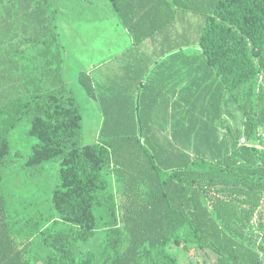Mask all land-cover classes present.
Returning a JSON list of instances; mask_svg holds the SVG:
<instances>
[{"label": "trees", "instance_id": "trees-1", "mask_svg": "<svg viewBox=\"0 0 264 264\" xmlns=\"http://www.w3.org/2000/svg\"><path fill=\"white\" fill-rule=\"evenodd\" d=\"M109 1L135 44L177 17L204 16L186 59L198 61L201 92L174 104L169 134L154 128L160 96L149 89L137 102L102 98L103 128L87 144L84 106L64 73L59 0H0L8 32L33 18L24 41L40 45L20 71L12 57L13 97L0 104V264H182L173 243L205 264H264V151L240 143L264 123V103L258 118L251 107L264 75V0ZM78 84L97 97L89 74ZM230 100L248 135H220Z\"/></svg>", "mask_w": 264, "mask_h": 264}, {"label": "crops", "instance_id": "crops-1", "mask_svg": "<svg viewBox=\"0 0 264 264\" xmlns=\"http://www.w3.org/2000/svg\"><path fill=\"white\" fill-rule=\"evenodd\" d=\"M72 3L75 6L69 7L65 20L59 17L61 31L66 34L64 73L73 86H78L82 72L94 80L97 97H89L86 109L90 113L88 117L99 118L100 124L96 132L94 129L90 132L94 137L96 135L91 143L98 142L103 128L105 113L102 98L137 102L146 89H149L150 97L160 96L154 110L155 130L169 134L173 129L171 117L174 113L178 115L174 104L187 94L193 95L196 90L192 88L200 92L202 89L193 83L191 74L197 70L198 61L186 62L198 45L199 31L195 26V17H177L170 30L162 29L135 44L133 35L120 23L110 1L109 4L107 0L106 3L100 0H77ZM75 17H81L83 21L77 22ZM5 23L3 20L2 24L7 25ZM5 28L4 35L8 33V26ZM104 32H111L114 37L110 40L112 46H107ZM191 65H194L192 69L189 68ZM72 71L74 75L70 79ZM187 97L193 99V96Z\"/></svg>", "mask_w": 264, "mask_h": 264}, {"label": "rangeland", "instance_id": "rangeland-1", "mask_svg": "<svg viewBox=\"0 0 264 264\" xmlns=\"http://www.w3.org/2000/svg\"><path fill=\"white\" fill-rule=\"evenodd\" d=\"M6 1H9V0H6ZM72 1L75 2L77 0H59L60 10H59L58 17H64V20H65V17H67V13H68L67 10L69 9V7L75 6L74 3H72ZM79 1H82V0H79ZM100 1L101 2L105 1L106 3V0H100ZM107 1L109 4V0ZM38 3H39V0H33L32 8H36L35 6ZM7 4H10V3L7 2ZM105 16L106 15H103L102 17H105ZM191 16H195V20H194V22L196 23L195 26H197V30L199 31V34H200L206 22L205 17L198 16L196 14H191ZM75 18L77 19V22L83 21L81 17H75ZM11 20L12 18L10 19V21ZM0 23L2 24L3 22L1 21ZM11 24L12 22H10V25ZM19 24H23V26H18V27H15L14 29H13V26H10L12 27V30L10 28V31L6 33L5 35L3 34V32H4V29H6L5 27H7V25H3V24L0 25V35L2 36V40L0 41V46L2 45L3 42L6 43L4 48L0 52V64L4 65V68L1 69L0 71V104L5 103L8 100V98L13 97L12 93L8 91L9 84L11 83V81H13V78L15 77L13 67H11V62H13L14 60L12 57L16 55L20 57V59H16L17 66L20 71V65L21 63L23 64L24 62V60L22 59V57H24L23 55L24 52L36 53V51L40 47V45L39 46L34 45L32 42H28L27 40L24 41V39H26L27 37L34 36V31H35L34 25L36 24V20L32 18L29 20L28 23H24L23 21L20 20ZM104 34H105L106 40L108 41L107 46H112L110 43V40L114 37L111 36V32H104ZM63 36H64V42H66V34L64 32H63ZM193 36H195V34H193ZM19 40H21V45H19L17 42ZM7 47H10V48H7ZM73 75H74V72L72 71L70 79H72ZM247 90H248L247 86H245L241 90V96L239 98L240 101H244L243 99H244V96ZM77 92H78V97L82 105L84 106V111H83L84 142L91 143L95 140L96 135L94 137V135L90 132L93 129L95 130V132L97 131L98 124H100L99 122L100 119L99 118L93 119V118L88 117L90 113L87 111L86 107L88 103L87 100H89V97H88L87 92L84 90V88L80 86L79 84L77 86ZM242 92L244 93L242 94ZM230 101L231 102L229 104V109L227 108L224 111L223 118L218 122L220 135L223 136L227 133L229 134L234 131L237 132L239 136H241L243 132H246V134L248 135L249 124L247 122V116L244 114V111L242 110V108L239 107L238 102H234L233 100H230ZM263 103H264V75H261L257 83L256 96L253 98L251 102V107H253V110H254V106L256 107L255 112H254L255 118H258L260 116L259 111L262 108ZM90 105L93 106V104H90ZM248 140H249L250 146L255 147L259 152L264 151V123L263 124L261 123L258 126L255 133L252 136H250ZM257 226H258V221H257V217H255L254 226H253V231H254L253 238L254 239L258 238V241L260 242L262 240L260 238L261 235H260V231L257 228ZM89 248L90 247L87 246L84 249L88 250ZM170 251L179 258L182 264H205V262L202 259L203 257L202 254L199 255L198 253H196L195 250L186 251L183 248L173 243L170 246Z\"/></svg>", "mask_w": 264, "mask_h": 264}, {"label": "built area", "instance_id": "built-area-1", "mask_svg": "<svg viewBox=\"0 0 264 264\" xmlns=\"http://www.w3.org/2000/svg\"><path fill=\"white\" fill-rule=\"evenodd\" d=\"M240 143H241V144H247V145H249V140H248V138H247L246 135H243V136L241 137V139H240Z\"/></svg>", "mask_w": 264, "mask_h": 264}]
</instances>
